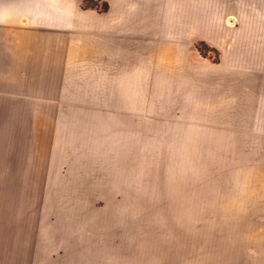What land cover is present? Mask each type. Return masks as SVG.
I'll return each instance as SVG.
<instances>
[{
	"label": "rangeland",
	"instance_id": "obj_1",
	"mask_svg": "<svg viewBox=\"0 0 264 264\" xmlns=\"http://www.w3.org/2000/svg\"><path fill=\"white\" fill-rule=\"evenodd\" d=\"M241 6L240 38L151 40L136 68H36L19 56L25 25L4 29L17 56L0 58V264L63 255L49 231L84 207L119 215L103 264H257L264 153L255 138L198 136L192 121L193 68H264V0Z\"/></svg>",
	"mask_w": 264,
	"mask_h": 264
},
{
	"label": "crops",
	"instance_id": "obj_2",
	"mask_svg": "<svg viewBox=\"0 0 264 264\" xmlns=\"http://www.w3.org/2000/svg\"><path fill=\"white\" fill-rule=\"evenodd\" d=\"M99 1L107 3L106 10L83 9V0H0V58L17 56L5 48L3 33L19 24L25 29L17 53L32 58L27 61L36 68L71 67L73 57H94L96 68H136L137 58L153 55L151 40L184 39L185 32L193 35L201 29L229 40L247 32L243 0ZM192 71L197 135L239 136L242 145L255 138L251 151L264 153V68ZM134 81L128 75V88ZM112 214L119 217L115 210H63L48 235L57 248L63 246V255L41 258L37 264H103L104 233ZM258 243L257 264H264V235Z\"/></svg>",
	"mask_w": 264,
	"mask_h": 264
},
{
	"label": "trees",
	"instance_id": "obj_3",
	"mask_svg": "<svg viewBox=\"0 0 264 264\" xmlns=\"http://www.w3.org/2000/svg\"><path fill=\"white\" fill-rule=\"evenodd\" d=\"M88 0H83V2L85 3ZM91 4L89 5V7L91 8H95L98 9V5H101V7L99 8L100 10H106L107 9V3L105 2H100L99 0H90Z\"/></svg>",
	"mask_w": 264,
	"mask_h": 264
}]
</instances>
